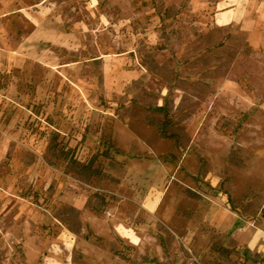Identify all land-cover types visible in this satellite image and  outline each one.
I'll use <instances>...</instances> for the list:
<instances>
[{
	"label": "rangeland",
	"instance_id": "rangeland-1",
	"mask_svg": "<svg viewBox=\"0 0 264 264\" xmlns=\"http://www.w3.org/2000/svg\"><path fill=\"white\" fill-rule=\"evenodd\" d=\"M224 1L0 0V264H261L264 29Z\"/></svg>",
	"mask_w": 264,
	"mask_h": 264
},
{
	"label": "crops",
	"instance_id": "crops-1",
	"mask_svg": "<svg viewBox=\"0 0 264 264\" xmlns=\"http://www.w3.org/2000/svg\"><path fill=\"white\" fill-rule=\"evenodd\" d=\"M224 2L225 3L219 2L218 4V9L220 10L216 18L218 25H235L239 23L241 30H243L246 35H263V32L259 31H261V28L264 29V27H258L264 22V0H225ZM255 8H257L260 13L257 17L252 16V9ZM240 12L241 14L239 15ZM239 16L242 17V19H240L241 21L238 19ZM150 207L155 208L152 201ZM82 216L84 217L85 224L90 225V227L94 228L97 232H99V229H103L104 232L107 230L111 231L110 226H113V231L119 238L134 245L132 221L125 223L121 221L117 222L116 219L101 218V216L96 213H82ZM130 218L132 219V213L130 214ZM231 221V218L225 217L223 221H218L220 224L219 227L225 229L231 224ZM97 232L96 234H98ZM243 237L245 244H250V237ZM247 248L250 247L247 246Z\"/></svg>",
	"mask_w": 264,
	"mask_h": 264
},
{
	"label": "trees",
	"instance_id": "trees-1",
	"mask_svg": "<svg viewBox=\"0 0 264 264\" xmlns=\"http://www.w3.org/2000/svg\"><path fill=\"white\" fill-rule=\"evenodd\" d=\"M164 127V126H163ZM162 134L164 135V136H166V133L164 132V130H162ZM256 261V260H255ZM257 262V261H256ZM261 264L262 263H264V260H261V261H259Z\"/></svg>",
	"mask_w": 264,
	"mask_h": 264
}]
</instances>
